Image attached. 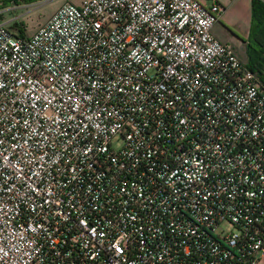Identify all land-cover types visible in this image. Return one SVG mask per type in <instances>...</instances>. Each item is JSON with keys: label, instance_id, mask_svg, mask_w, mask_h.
Returning <instances> with one entry per match:
<instances>
[{"label": "built area", "instance_id": "2783aa9c", "mask_svg": "<svg viewBox=\"0 0 264 264\" xmlns=\"http://www.w3.org/2000/svg\"><path fill=\"white\" fill-rule=\"evenodd\" d=\"M222 11L0 20V264H264V83L213 35Z\"/></svg>", "mask_w": 264, "mask_h": 264}, {"label": "crops", "instance_id": "0c3cea01", "mask_svg": "<svg viewBox=\"0 0 264 264\" xmlns=\"http://www.w3.org/2000/svg\"><path fill=\"white\" fill-rule=\"evenodd\" d=\"M214 1L223 7L219 20L212 27L213 35L222 42L230 44L241 61L247 65L248 49L245 41L241 40L238 30L250 31L252 21V0H204ZM264 4V0H260ZM73 2V1H72ZM75 3V2H74ZM223 22H225L223 25ZM248 66V65H247Z\"/></svg>", "mask_w": 264, "mask_h": 264}, {"label": "rangeland", "instance_id": "374dc122", "mask_svg": "<svg viewBox=\"0 0 264 264\" xmlns=\"http://www.w3.org/2000/svg\"><path fill=\"white\" fill-rule=\"evenodd\" d=\"M66 1L78 3L80 0H34L32 2H23L0 9V20L6 21L8 25L16 20L24 28L26 34H31L39 24L45 22ZM224 23L223 25H225ZM238 32L240 34L237 33V35L241 40L245 41V44L251 41L250 51L251 49L259 51L262 48V45L255 39H250L248 28L247 30L240 29ZM245 46L247 47V45ZM222 227L226 228L227 225L224 224Z\"/></svg>", "mask_w": 264, "mask_h": 264}, {"label": "trees", "instance_id": "16d2710c", "mask_svg": "<svg viewBox=\"0 0 264 264\" xmlns=\"http://www.w3.org/2000/svg\"><path fill=\"white\" fill-rule=\"evenodd\" d=\"M34 0H0V9L10 7L12 5L23 2H32ZM252 21L250 26V39H255L262 48L258 51L251 49V41L247 42L249 68L255 70L261 81L264 83V4L260 0H252ZM10 29L25 34V30L20 23L14 20L10 25Z\"/></svg>", "mask_w": 264, "mask_h": 264}]
</instances>
